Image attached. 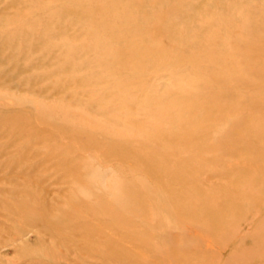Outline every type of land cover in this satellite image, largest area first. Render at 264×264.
I'll use <instances>...</instances> for the list:
<instances>
[{"label": "rangeland", "instance_id": "374dc122", "mask_svg": "<svg viewBox=\"0 0 264 264\" xmlns=\"http://www.w3.org/2000/svg\"><path fill=\"white\" fill-rule=\"evenodd\" d=\"M0 264H264V0H0Z\"/></svg>", "mask_w": 264, "mask_h": 264}]
</instances>
